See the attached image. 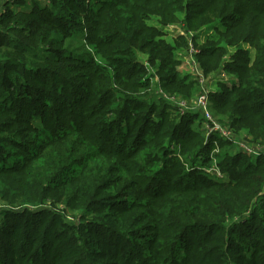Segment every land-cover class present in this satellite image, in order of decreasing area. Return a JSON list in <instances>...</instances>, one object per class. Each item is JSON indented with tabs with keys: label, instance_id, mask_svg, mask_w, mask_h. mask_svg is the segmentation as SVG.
Wrapping results in <instances>:
<instances>
[{
	"label": "trees",
	"instance_id": "1",
	"mask_svg": "<svg viewBox=\"0 0 264 264\" xmlns=\"http://www.w3.org/2000/svg\"><path fill=\"white\" fill-rule=\"evenodd\" d=\"M95 1L88 14L85 0L0 11V205L38 218L0 229V264H264V157L225 152L226 179L206 174L198 116L167 111L137 59L189 97L173 54L187 43L148 23L184 12L215 29L196 59L208 74L235 49L237 84L219 85L213 110L264 142V0ZM79 31L95 57L64 48ZM175 146L194 149L188 162Z\"/></svg>",
	"mask_w": 264,
	"mask_h": 264
},
{
	"label": "built area",
	"instance_id": "2",
	"mask_svg": "<svg viewBox=\"0 0 264 264\" xmlns=\"http://www.w3.org/2000/svg\"><path fill=\"white\" fill-rule=\"evenodd\" d=\"M5 2L8 3V0H5ZM9 4H11V7L14 6L12 2ZM170 27L171 26H167L165 28L169 29ZM174 30L178 33L177 28L174 27ZM164 32L172 33V36L174 38L176 36L170 29L164 30ZM190 38L192 39L193 37L190 36ZM187 42L188 43L185 47L175 49L173 51V54L175 60L178 61L181 65L187 67L188 64L193 65L194 69L192 68V73H186V76H188L194 83H197L200 87L198 97L188 103L185 100H181L162 91L159 85H157L156 89L152 92V96L159 100H163L167 106V111H169L173 115L182 116L186 114H192L198 116L196 124L200 126L202 135L204 134L203 144L213 146V149L209 154V165L202 168V170L206 174H210L216 179L224 181L226 177L221 172L216 157V154L219 151L230 152L231 154L240 153L247 156L251 159V161L254 162L257 159L264 157V149L260 148L261 146H250L247 143L243 142L237 137L236 134L223 127L211 116V111L213 108L211 96L213 93L220 91V89L215 88L211 90L207 86V82L215 83L216 86L219 84L226 87H232L237 84V78L235 77V75L229 72L225 67L226 63L230 61V56L233 53H227L224 56L221 63L222 67L217 72L206 74L203 72L199 62L197 61V52L193 50L192 44H189L190 41H188V38ZM248 49L250 50L249 46ZM252 53L253 52L251 50L250 54L252 55ZM150 70H154V73L157 72V68H154L153 66L150 68ZM201 80H205L206 82H202ZM151 82L158 84V79L155 75L154 79H151ZM221 142H223V146H220ZM171 149H173V147H171ZM179 158L181 159V157ZM68 219L70 220L71 218Z\"/></svg>",
	"mask_w": 264,
	"mask_h": 264
},
{
	"label": "rangeland",
	"instance_id": "3",
	"mask_svg": "<svg viewBox=\"0 0 264 264\" xmlns=\"http://www.w3.org/2000/svg\"><path fill=\"white\" fill-rule=\"evenodd\" d=\"M38 2L41 4V6H46L47 5V0H38ZM95 2H96L95 0H85V5L87 6L86 9H85L86 10V14L90 13L91 11H93L92 9L94 8L93 6H95L94 5ZM5 8L9 9V10H12V11H16V10H19V9L23 10L24 6L14 5V6L11 7V4L5 2V0H0V11L2 12L3 9H5ZM176 18H177V20L174 23H172L170 25L171 27L169 28L176 35L175 38L172 36L173 35L172 33L164 32V30H169V29L165 28L163 26H160L158 24V20L157 19L152 20L153 22L151 21L150 23H148V25L156 27L160 32H162L161 33V34H163L162 39H164L167 43L172 44V45H175L176 39H177V41L179 43H180V40H183L186 43H188L187 42V38H188V41H190L189 44H192V46H193L192 48H193V50H195L197 52V54L200 52V49H203L204 47L209 45L210 42H208V39L205 37L203 32H201V30L203 28H206L207 25L202 27V28L201 27L197 28V27L192 26L193 22H188V25H187L185 23V14H184V12L177 13L176 14ZM174 27L177 28L178 33L174 30ZM190 33L193 34V35H191ZM85 34L86 33L84 31L83 32L79 31V34H77L74 38H71L70 40H67V41L64 42V48L67 49V50H70V51H72L74 53H77L78 50H80L82 48V51L84 50V51L88 52V50H89L91 53L94 54L93 50L91 48H89L87 46V44H85L84 41H83V35H85ZM214 35H216V33H214ZM190 36H192L193 38L191 39ZM181 46H177L175 48L178 49V48H181ZM229 50H230V48H227V51H229ZM94 57H95V54H94ZM97 58L100 60L101 64L105 63L103 61V59H101L100 57H97ZM137 59L139 60L140 65L142 67H144V70H145V76L144 77H146V79H148L150 84H151V90H150L151 93L156 89L157 85H159L160 89L162 91L166 92L167 94L173 95V96H175V97H177V98H179L181 100H185L188 103H190L192 100H194V99H196L198 97V93H199V88L200 87L198 86L197 83H194V82H193V87H192L193 89H192L189 97H184L185 93L187 94V90H185V89H182V90H179V91H173V89H172V91L170 93L165 91L164 88L161 85V82L159 80L157 72L154 73L153 72L154 70L153 71L150 70V68L152 66H150V64H149L148 55L144 54V53H138V58ZM221 67H222V65L220 63L219 68L214 70L213 72H217ZM192 68L194 69L192 64H188V67L184 66V65H181L180 63L177 65V70L182 75H186V73H192ZM210 73H212V72H210ZM154 75L158 79V84L151 82V79H154ZM201 81L202 82H206L205 80H201ZM207 86L211 90L215 89V88H219V84L216 86L215 83L207 82ZM211 116L213 117V119L218 121L223 127L229 129L231 132L236 134L237 137L239 139H241L243 142L247 143L250 146H261L260 148L264 149V142L260 138L256 139L253 131L249 130L248 128H246V127H244V126H242L240 124L239 125L238 124H234L232 126L231 123L229 122V119H228L227 116H225L224 114H220L218 112L216 113L213 110V108H212V111H211ZM200 130H201V128H200ZM200 134L203 137L204 134L202 135V132ZM172 150H173L174 153H173V155H170V156L176 157V158L181 157V162L182 163L188 162L187 159L194 152L193 148H192V150H189L188 147H185V149H183L184 153H182V152L180 153L179 151H181V149L176 147V146L173 147ZM224 153H225V151H219L216 154L217 159H218V155H223ZM226 153L231 155L230 152H226ZM221 157L222 156H220L219 159ZM7 209L8 208H6L4 205H0V229H3V230L6 229L9 225L14 224V220L17 217L20 218V221H22V222L27 221V219L30 220V222L31 221H35L36 219H38V218H36V216H30V218H29V215L22 216L20 213H18L19 210H17V209H15L12 212H3L4 210H7ZM57 209L59 210L58 213H60L63 216L65 214H67L66 212L72 213L69 210L65 209L61 205H59L57 207ZM73 213H74L75 216H77V212H73ZM18 215H21V216H18ZM70 220H68V221H70ZM0 237H4V233L3 232L0 233Z\"/></svg>",
	"mask_w": 264,
	"mask_h": 264
},
{
	"label": "crops",
	"instance_id": "4",
	"mask_svg": "<svg viewBox=\"0 0 264 264\" xmlns=\"http://www.w3.org/2000/svg\"><path fill=\"white\" fill-rule=\"evenodd\" d=\"M201 32H203V34L205 35V37L208 39V42L212 41L217 36L216 30L213 29V28H210V27L203 28L201 30ZM214 33H216V35H214ZM243 49L249 50L247 45H244L243 46ZM234 52H235V49H230L228 51V53H230V54H232ZM252 55H253V53H252Z\"/></svg>",
	"mask_w": 264,
	"mask_h": 264
}]
</instances>
